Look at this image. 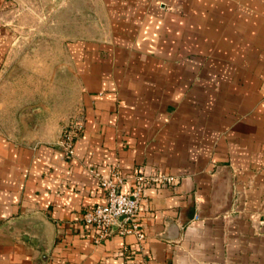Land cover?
<instances>
[{
	"label": "crops",
	"instance_id": "1",
	"mask_svg": "<svg viewBox=\"0 0 264 264\" xmlns=\"http://www.w3.org/2000/svg\"><path fill=\"white\" fill-rule=\"evenodd\" d=\"M91 168L180 182L97 243ZM0 264H264V0H0Z\"/></svg>",
	"mask_w": 264,
	"mask_h": 264
},
{
	"label": "built area",
	"instance_id": "2",
	"mask_svg": "<svg viewBox=\"0 0 264 264\" xmlns=\"http://www.w3.org/2000/svg\"><path fill=\"white\" fill-rule=\"evenodd\" d=\"M82 130L83 127L77 120L64 127L58 144L65 156H75L76 142ZM90 171L106 190L105 201L86 207L83 214L85 223L95 232L97 243L104 240L115 228L121 235H135L139 241H143L146 234L139 220V213L147 189L151 186L170 187L180 182L179 177L166 172L138 173L134 177L133 188L126 192L122 190V177L119 172L115 171L106 176L95 168Z\"/></svg>",
	"mask_w": 264,
	"mask_h": 264
}]
</instances>
